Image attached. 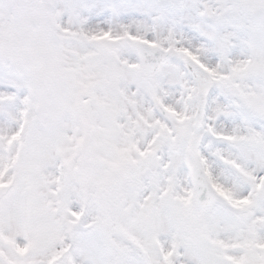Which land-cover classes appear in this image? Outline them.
Returning a JSON list of instances; mask_svg holds the SVG:
<instances>
[{
    "label": "snow or ice",
    "instance_id": "snow-or-ice-1",
    "mask_svg": "<svg viewBox=\"0 0 264 264\" xmlns=\"http://www.w3.org/2000/svg\"><path fill=\"white\" fill-rule=\"evenodd\" d=\"M0 264H264V0H0Z\"/></svg>",
    "mask_w": 264,
    "mask_h": 264
}]
</instances>
